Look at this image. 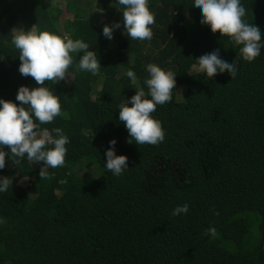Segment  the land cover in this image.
Returning a JSON list of instances; mask_svg holds the SVG:
<instances>
[{
  "label": "trees",
  "instance_id": "1",
  "mask_svg": "<svg viewBox=\"0 0 264 264\" xmlns=\"http://www.w3.org/2000/svg\"><path fill=\"white\" fill-rule=\"evenodd\" d=\"M191 4L148 0L153 37L140 41L123 27L111 40L102 35L122 20L117 0H0V98L19 103L21 85L40 86L18 71L14 28L82 39L101 65L96 75L79 70V53L68 83L45 81L61 115L39 126L69 137L63 167L26 158L16 166L6 157L0 175L14 179L0 193V264H264V49L242 60L229 37L199 23ZM242 5L264 41V0ZM214 50L237 62L235 79L196 70L195 60ZM150 63L172 71L175 88L152 113L163 143L137 145L128 142L117 105L138 86L147 91ZM129 68L137 84L125 76ZM112 139L116 154L128 158L121 176L104 167ZM91 164L98 175L86 182L76 170ZM185 203L187 214L171 215ZM209 227L214 236L204 235Z\"/></svg>",
  "mask_w": 264,
  "mask_h": 264
},
{
  "label": "clouds",
  "instance_id": "2",
  "mask_svg": "<svg viewBox=\"0 0 264 264\" xmlns=\"http://www.w3.org/2000/svg\"><path fill=\"white\" fill-rule=\"evenodd\" d=\"M123 6L121 22L105 25L102 35L113 39V32L123 27L127 36L133 40H151L153 32L150 25L155 23L154 14L149 10L148 0H117ZM192 9L200 15L199 23L207 26L211 33H219L220 37H229V43L239 48L240 58L252 62L264 49L262 32L258 26L246 22L243 18L247 9L242 0H192ZM11 44L19 51V73L24 77H32L39 87L29 88L21 85L17 89L15 100L0 98V171L6 166V157L14 165H19L25 158L30 163L43 162V166L58 168L65 165V157L70 143L69 137L62 128H54L51 132L39 125L50 124L61 115L59 96L53 89L45 86V81L54 84L64 81L73 63V57L83 53L78 59L79 70L96 75L101 68L98 55L89 50L90 45L82 39L61 37L48 30L32 27L30 30L14 28ZM194 66L199 73L206 74L209 79L217 74L227 72L232 79L238 73L237 62L229 63L221 58L219 50L204 54L197 58ZM147 78L144 87H136L135 94L117 105L119 122L128 132L129 143L137 145H159L163 143L165 134L158 120L152 118L157 106L171 102L175 88V74L165 71L155 63L146 65ZM125 76L137 84V76L129 68ZM131 105V106H129ZM35 120H34V118ZM35 121H39L37 124ZM112 139L105 150L104 167L115 176H121L128 170V158L117 155ZM5 146L10 152L5 151ZM40 177L45 176V170L40 168ZM14 177L0 175V193H5L12 187ZM187 203L177 206L172 216L187 214ZM5 223L0 217V224ZM216 229L209 227L204 235L214 236Z\"/></svg>",
  "mask_w": 264,
  "mask_h": 264
},
{
  "label": "rangeland",
  "instance_id": "3",
  "mask_svg": "<svg viewBox=\"0 0 264 264\" xmlns=\"http://www.w3.org/2000/svg\"><path fill=\"white\" fill-rule=\"evenodd\" d=\"M97 171H98L97 167L91 164V165H85L83 167H78L76 173L78 175L80 174L82 178L86 180V182H89L98 175Z\"/></svg>",
  "mask_w": 264,
  "mask_h": 264
}]
</instances>
